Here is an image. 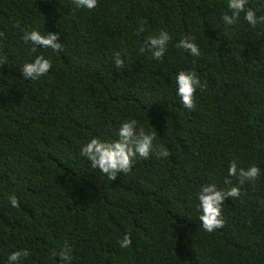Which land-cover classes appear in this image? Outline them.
<instances>
[{"label":"trees","instance_id":"16d2710c","mask_svg":"<svg viewBox=\"0 0 264 264\" xmlns=\"http://www.w3.org/2000/svg\"><path fill=\"white\" fill-rule=\"evenodd\" d=\"M0 264H264V0H0Z\"/></svg>","mask_w":264,"mask_h":264},{"label":"clouds","instance_id":"9594fccd","mask_svg":"<svg viewBox=\"0 0 264 264\" xmlns=\"http://www.w3.org/2000/svg\"><path fill=\"white\" fill-rule=\"evenodd\" d=\"M187 41H185L184 45L186 44Z\"/></svg>","mask_w":264,"mask_h":264}]
</instances>
